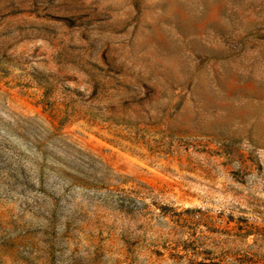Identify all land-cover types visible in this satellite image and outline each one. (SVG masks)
Instances as JSON below:
<instances>
[{"label":"rangeland","instance_id":"374dc122","mask_svg":"<svg viewBox=\"0 0 264 264\" xmlns=\"http://www.w3.org/2000/svg\"><path fill=\"white\" fill-rule=\"evenodd\" d=\"M0 264H264V0H0Z\"/></svg>","mask_w":264,"mask_h":264},{"label":"trees","instance_id":"16d2710c","mask_svg":"<svg viewBox=\"0 0 264 264\" xmlns=\"http://www.w3.org/2000/svg\"><path fill=\"white\" fill-rule=\"evenodd\" d=\"M110 66V65H107ZM116 104L114 103H106V104H100V103H93V105H90L86 107L85 109H82L83 114L88 117L90 121L93 123H98L99 125H102L103 128L107 129L108 131L112 132V135L114 138H109L108 141L111 143H114L116 145H120L129 149H133L131 146L124 145V142H130L131 144L140 142V140L146 139V131H149V127H154V124L151 122V119H148L147 121H142V123L145 125L144 129H137V135L136 133H133V123H130L128 120L125 119V117L120 121L119 118H116L114 114ZM124 126L126 128V135H122L120 133H116L114 131L117 126ZM116 130V129H115ZM138 133H142V136H140ZM160 133L166 134L164 131H160ZM136 150V149H133Z\"/></svg>","mask_w":264,"mask_h":264}]
</instances>
